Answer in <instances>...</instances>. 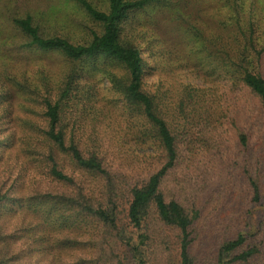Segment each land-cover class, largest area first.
Instances as JSON below:
<instances>
[{
	"label": "rangeland",
	"instance_id": "rangeland-1",
	"mask_svg": "<svg viewBox=\"0 0 264 264\" xmlns=\"http://www.w3.org/2000/svg\"><path fill=\"white\" fill-rule=\"evenodd\" d=\"M88 1L108 11V0ZM160 2L132 12L121 25L120 39L141 52L144 90L170 102L186 84L198 83L197 75L207 78L204 61L213 52L210 39L227 31L233 15L228 0ZM260 7L263 38L264 7ZM26 16L32 17L43 36H60L75 44L88 43L94 32L100 34L103 29L77 0H0V264H73L80 256L89 259L110 252L101 242L113 241L115 231L93 218L81 221L82 209L77 213L64 205L63 197H75L77 192L49 174L46 104L60 102L62 124L78 140L101 139L107 130H117L126 121L127 108L114 84H126L128 73L116 63H73L60 52L29 48L30 38L14 23ZM192 26L204 30L206 40L195 39ZM76 70L80 77L70 80ZM69 82L73 87L64 96ZM192 170L181 165L167 186L168 190L180 187L182 202L194 217L189 239L195 264H217L220 246L234 239L240 227L247 237L243 250H259L250 264H264V187L260 202L251 201L254 195L244 187L243 202L230 205V197L223 200L224 185H201L197 173L191 184ZM124 182L119 208L122 227L127 224L129 200ZM87 184L100 192L110 190L99 180ZM235 215V227H231ZM154 217L150 219L149 242L154 247L150 264H178V232L158 225ZM74 241L83 245L75 246ZM123 248L119 254L124 264H132Z\"/></svg>",
	"mask_w": 264,
	"mask_h": 264
},
{
	"label": "trees",
	"instance_id": "trees-1",
	"mask_svg": "<svg viewBox=\"0 0 264 264\" xmlns=\"http://www.w3.org/2000/svg\"><path fill=\"white\" fill-rule=\"evenodd\" d=\"M228 1L233 16H229L227 31L214 33L210 39L213 52L204 61L208 68L202 67L207 78L197 75L198 83L186 84L170 102L144 90L141 52L120 39L121 25L132 12L161 4L160 0H108V11L88 0H77L103 29L100 34L94 32L86 44L43 36L31 16L15 19V25L30 38L29 48L60 52L73 63H116L128 73L124 85L113 79L127 108L126 121L117 130H107L101 139L78 140L62 124L60 102L48 100L46 104L49 174L77 192L75 197L64 196V205L77 213L82 209L81 221L93 218L115 231L113 241L105 238L101 242L110 252L89 259L80 256L73 264H124L119 254L123 247L132 264H150L153 215L158 225L178 232V264H195L189 239L194 217L182 202L180 187L168 190L167 186L168 178L181 165L192 166L191 184L197 173L201 185H224L223 200L230 197V205L243 202L244 187L254 195L251 201L260 202L264 187V37L260 35L259 11L264 0ZM191 29L195 39L206 40L204 30ZM77 71L70 80L80 77ZM72 84L68 83L64 96ZM94 180L110 190L89 187L87 183ZM121 180L129 195L123 227L119 225ZM235 217L231 227H235ZM235 232L234 239L220 246L217 264H250L257 257L256 247L243 250L245 230L240 227Z\"/></svg>",
	"mask_w": 264,
	"mask_h": 264
}]
</instances>
